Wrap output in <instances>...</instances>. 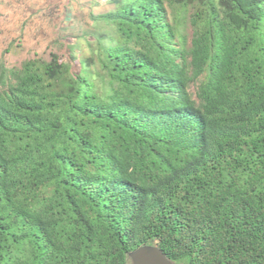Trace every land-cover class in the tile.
I'll use <instances>...</instances> for the list:
<instances>
[{"label":"trees","instance_id":"1","mask_svg":"<svg viewBox=\"0 0 264 264\" xmlns=\"http://www.w3.org/2000/svg\"><path fill=\"white\" fill-rule=\"evenodd\" d=\"M111 1L1 74L0 264H264V0Z\"/></svg>","mask_w":264,"mask_h":264},{"label":"rangeland","instance_id":"2","mask_svg":"<svg viewBox=\"0 0 264 264\" xmlns=\"http://www.w3.org/2000/svg\"><path fill=\"white\" fill-rule=\"evenodd\" d=\"M113 8L111 0H0V77L33 58L66 60L72 45L77 59L89 57L93 36L109 29L101 17Z\"/></svg>","mask_w":264,"mask_h":264},{"label":"water","instance_id":"3","mask_svg":"<svg viewBox=\"0 0 264 264\" xmlns=\"http://www.w3.org/2000/svg\"><path fill=\"white\" fill-rule=\"evenodd\" d=\"M133 264H174L157 245H143L129 253Z\"/></svg>","mask_w":264,"mask_h":264}]
</instances>
